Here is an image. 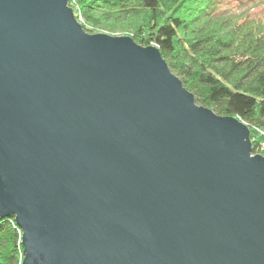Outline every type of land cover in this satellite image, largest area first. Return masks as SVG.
<instances>
[{
    "label": "water",
    "instance_id": "95a60500",
    "mask_svg": "<svg viewBox=\"0 0 264 264\" xmlns=\"http://www.w3.org/2000/svg\"><path fill=\"white\" fill-rule=\"evenodd\" d=\"M69 2L0 0V216L22 264H264L250 127Z\"/></svg>",
    "mask_w": 264,
    "mask_h": 264
},
{
    "label": "trees",
    "instance_id": "16d2710c",
    "mask_svg": "<svg viewBox=\"0 0 264 264\" xmlns=\"http://www.w3.org/2000/svg\"><path fill=\"white\" fill-rule=\"evenodd\" d=\"M75 1L87 24L119 21L156 46L197 104L247 124L253 154L264 155V18L225 11V0ZM22 234L14 215L0 216V264H22Z\"/></svg>",
    "mask_w": 264,
    "mask_h": 264
},
{
    "label": "rangeland",
    "instance_id": "374dc122",
    "mask_svg": "<svg viewBox=\"0 0 264 264\" xmlns=\"http://www.w3.org/2000/svg\"><path fill=\"white\" fill-rule=\"evenodd\" d=\"M73 3L77 13L76 18L81 25L87 27L88 30L86 29L85 30L88 33L90 34L104 33L117 37H121V36L132 37L133 32L129 29V27H125L124 25H122L123 23L119 21H116V25L114 26L109 25L108 22L101 20H99V22L96 23L87 24L83 15L81 14V11L79 10L78 4L76 3L75 0H73ZM223 8L225 9V11H233L245 16L246 18L247 17L264 18V0H225L223 3Z\"/></svg>",
    "mask_w": 264,
    "mask_h": 264
},
{
    "label": "built area",
    "instance_id": "2783aa9c",
    "mask_svg": "<svg viewBox=\"0 0 264 264\" xmlns=\"http://www.w3.org/2000/svg\"><path fill=\"white\" fill-rule=\"evenodd\" d=\"M262 134H264V131L262 130V131H260ZM261 147H262V149H264V142H262L261 143Z\"/></svg>",
    "mask_w": 264,
    "mask_h": 264
},
{
    "label": "bare ground",
    "instance_id": "6f19581e",
    "mask_svg": "<svg viewBox=\"0 0 264 264\" xmlns=\"http://www.w3.org/2000/svg\"><path fill=\"white\" fill-rule=\"evenodd\" d=\"M174 73V72H173ZM175 74V73H174ZM176 75V74H175ZM182 81V80H181ZM259 135V134H258Z\"/></svg>",
    "mask_w": 264,
    "mask_h": 264
}]
</instances>
